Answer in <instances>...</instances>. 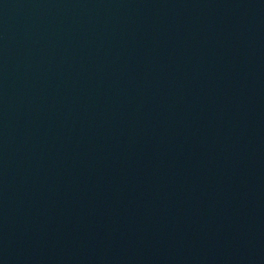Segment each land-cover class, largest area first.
Segmentation results:
<instances>
[{
    "label": "water",
    "instance_id": "95a60500",
    "mask_svg": "<svg viewBox=\"0 0 264 264\" xmlns=\"http://www.w3.org/2000/svg\"><path fill=\"white\" fill-rule=\"evenodd\" d=\"M0 264H264V0H0Z\"/></svg>",
    "mask_w": 264,
    "mask_h": 264
}]
</instances>
